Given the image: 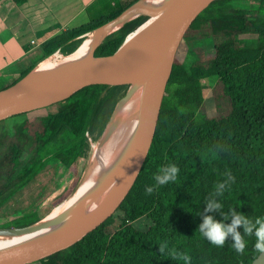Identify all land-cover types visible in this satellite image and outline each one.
<instances>
[{
  "label": "trees",
  "instance_id": "obj_1",
  "mask_svg": "<svg viewBox=\"0 0 264 264\" xmlns=\"http://www.w3.org/2000/svg\"><path fill=\"white\" fill-rule=\"evenodd\" d=\"M27 1L13 0L16 5ZM113 1L106 15L51 40L45 56L59 49L71 53L82 42L80 36L133 4ZM244 1L250 0L213 1L186 32L190 65L176 57L153 145L121 206L81 241L38 262L251 264L260 254L264 248V0L250 9L241 7ZM141 20L106 38L95 56L112 55ZM206 79L215 80L209 98L204 95ZM125 87H112L104 96L110 86L86 87L55 104L59 106L54 112L32 118L28 117L32 112L25 113L12 132H0L2 200L28 185L54 159L71 172L69 184L50 204L13 219L6 215L0 228L32 225L74 191L86 165V132L95 136V129L104 131ZM116 218L120 225L111 232L108 227ZM143 218L151 223L146 230L135 226Z\"/></svg>",
  "mask_w": 264,
  "mask_h": 264
},
{
  "label": "water",
  "instance_id": "obj_2",
  "mask_svg": "<svg viewBox=\"0 0 264 264\" xmlns=\"http://www.w3.org/2000/svg\"><path fill=\"white\" fill-rule=\"evenodd\" d=\"M166 1L169 6L174 7V10L127 40L132 31L112 55L96 57L95 51L106 38L117 32L125 24L138 18L148 17V15H141L130 19L136 14L141 0L131 4L114 19L92 30L111 32L114 29L101 43L92 47L91 57L95 60L94 62L54 70L37 77L31 76L34 67L16 83L0 90V122H2L63 102L89 86L107 85L115 87L130 86L131 84L144 86L134 139L123 165L99 185L89 201L76 207L75 212L90 207L115 183L106 199L82 221L52 231L35 240L0 250V264H33L68 249L105 223L132 190L155 139L165 92L178 50L194 20L215 0ZM88 33L81 37L82 42L69 54L75 52L83 44ZM56 52L61 51L57 50ZM127 95L126 92L120 100ZM115 109L106 128L115 114ZM40 221L24 227L0 228V235L19 237L34 233L38 230L35 226ZM50 226L47 225L43 229ZM251 264H264V248Z\"/></svg>",
  "mask_w": 264,
  "mask_h": 264
},
{
  "label": "bare ground",
  "instance_id": "obj_3",
  "mask_svg": "<svg viewBox=\"0 0 264 264\" xmlns=\"http://www.w3.org/2000/svg\"><path fill=\"white\" fill-rule=\"evenodd\" d=\"M173 10L174 7L169 6L166 0H141L136 14L130 19L141 15H148V17L143 19L142 23L133 30L127 40L163 19ZM111 32L105 30L89 32L83 44L75 52L72 54L56 52L38 63L31 76L37 77L54 70L94 62L95 60L91 57L92 47L101 43ZM143 90L144 86L139 84H131L128 87V95L118 102L115 114L104 134L92 145L84 173L75 190L35 226L38 229L36 232L19 237L0 235V250L35 240L52 231L82 221L100 206L115 186V183L90 207L75 212L76 207L89 201L99 185L123 165L134 139ZM47 225L51 226L43 229Z\"/></svg>",
  "mask_w": 264,
  "mask_h": 264
},
{
  "label": "crops",
  "instance_id": "obj_4",
  "mask_svg": "<svg viewBox=\"0 0 264 264\" xmlns=\"http://www.w3.org/2000/svg\"><path fill=\"white\" fill-rule=\"evenodd\" d=\"M97 1L28 0L16 5L13 0H0V90L46 59L45 46L56 36L100 18Z\"/></svg>",
  "mask_w": 264,
  "mask_h": 264
},
{
  "label": "rangeland",
  "instance_id": "obj_5",
  "mask_svg": "<svg viewBox=\"0 0 264 264\" xmlns=\"http://www.w3.org/2000/svg\"><path fill=\"white\" fill-rule=\"evenodd\" d=\"M113 0H98L97 4H95L96 8H101V14L105 15L110 12V9L108 7L109 2ZM114 3V1H113ZM242 6L244 8L250 9L254 8L259 5V0H250V1H244L241 2ZM100 4V6H99ZM105 9V10H104ZM97 10V9H95ZM100 14V15H101ZM98 18V17H97ZM97 18H93L94 20ZM144 18H142L143 20ZM141 20V21H142ZM142 23V22H141ZM184 41V40H183ZM190 50V46L187 44V42H183L178 50L177 53V58L187 66L190 65V61L188 59L187 53ZM215 80L214 79H206L203 80V85H204V95L206 98H209L211 95V89L212 86L214 85ZM128 87H126L121 91V98L126 94ZM112 89V87L106 89L104 91L103 96L109 92ZM59 106V105H58ZM57 105H52V107H47L43 109L36 110L32 112L31 114L28 115V117H35L37 115H44L47 114L48 112H54L58 108ZM26 116L18 115L16 117L9 118L5 121L0 122V132L5 129L8 132H12L14 127L23 121V119ZM105 131V130H104ZM103 131V132H104ZM95 136H93L92 133H90V137L92 138V144H89V149L87 152V157L84 158L86 159V163L88 160V156L90 153V150L92 148V145L97 142L103 132H99L98 128L95 129ZM10 137L15 138L13 135ZM11 139V138H10ZM20 142H24L25 140L19 139ZM30 146V145H28ZM30 147H28L29 149ZM0 150H3L2 147H0ZM83 174V173H82ZM71 178V172L66 171L64 169L63 165H61L58 160H52L48 163L45 164V167L42 171H40L32 180L31 182L26 185L24 188L21 190L17 191L7 202L6 207L3 208L5 213H8L10 211L11 213H15V216H17L19 213L20 214H27L30 213L33 210H36L37 208H44L48 204H50L53 200H55L62 192L65 190L66 186L69 184V179ZM2 210V211H3ZM17 213V214H16ZM47 215V214H46ZM1 216V215H0ZM6 217V216H5ZM9 217H14L13 215H10ZM150 221L146 220L145 218L137 221L135 223V226L141 230H146L149 225ZM120 225V220L119 218L115 219V222L111 224L110 227H108L111 232H113L118 226ZM33 264H42L40 262H36Z\"/></svg>",
  "mask_w": 264,
  "mask_h": 264
},
{
  "label": "flooded vegetation",
  "instance_id": "obj_6",
  "mask_svg": "<svg viewBox=\"0 0 264 264\" xmlns=\"http://www.w3.org/2000/svg\"><path fill=\"white\" fill-rule=\"evenodd\" d=\"M3 188H4V183L3 181L0 179V192H3ZM2 194V193H1ZM0 194V195H1ZM3 195L0 196V219L5 218L6 215L10 216L13 215L14 217H9L11 219L15 218V213H11L10 211H8V213H5V211L3 210L4 207L8 206L7 202L9 201V199L13 196H11L9 199L7 200H2L1 197ZM3 210V211H2Z\"/></svg>",
  "mask_w": 264,
  "mask_h": 264
},
{
  "label": "built area",
  "instance_id": "obj_7",
  "mask_svg": "<svg viewBox=\"0 0 264 264\" xmlns=\"http://www.w3.org/2000/svg\"><path fill=\"white\" fill-rule=\"evenodd\" d=\"M86 141H87L89 144H92V138L90 137V133H89V132H86Z\"/></svg>",
  "mask_w": 264,
  "mask_h": 264
}]
</instances>
